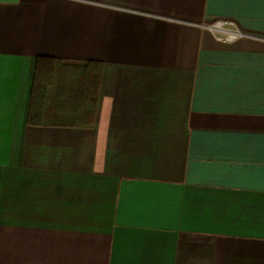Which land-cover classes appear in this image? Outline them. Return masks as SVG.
<instances>
[{
  "label": "crops",
  "instance_id": "0c3cea01",
  "mask_svg": "<svg viewBox=\"0 0 264 264\" xmlns=\"http://www.w3.org/2000/svg\"><path fill=\"white\" fill-rule=\"evenodd\" d=\"M0 264H264V0H0Z\"/></svg>",
  "mask_w": 264,
  "mask_h": 264
},
{
  "label": "built area",
  "instance_id": "2783aa9c",
  "mask_svg": "<svg viewBox=\"0 0 264 264\" xmlns=\"http://www.w3.org/2000/svg\"><path fill=\"white\" fill-rule=\"evenodd\" d=\"M204 26L218 33L220 38L228 41L248 35L236 25L235 21L228 18H219Z\"/></svg>",
  "mask_w": 264,
  "mask_h": 264
},
{
  "label": "trees",
  "instance_id": "16d2710c",
  "mask_svg": "<svg viewBox=\"0 0 264 264\" xmlns=\"http://www.w3.org/2000/svg\"><path fill=\"white\" fill-rule=\"evenodd\" d=\"M69 66H71V65L65 64V67H69ZM54 69H55L54 60H48V58L45 56L38 57L37 63H36V74H35V81H34L35 84L39 80V78H41V77L52 76L54 74ZM34 89H35V85H34ZM34 89H33V91H34ZM29 117H30V120L33 119L31 114Z\"/></svg>",
  "mask_w": 264,
  "mask_h": 264
}]
</instances>
